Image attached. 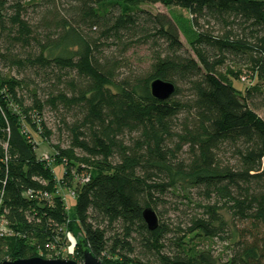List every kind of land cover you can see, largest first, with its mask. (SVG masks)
Listing matches in <instances>:
<instances>
[{
  "label": "trees",
  "instance_id": "trees-1",
  "mask_svg": "<svg viewBox=\"0 0 264 264\" xmlns=\"http://www.w3.org/2000/svg\"><path fill=\"white\" fill-rule=\"evenodd\" d=\"M141 47L143 69L127 55ZM156 78L171 97L151 96ZM260 108L264 0H0V263L60 258L72 234L77 262L83 240L104 264H215L200 242L219 240L222 264H264ZM167 203L181 214L164 222Z\"/></svg>",
  "mask_w": 264,
  "mask_h": 264
},
{
  "label": "rangeland",
  "instance_id": "rangeland-1",
  "mask_svg": "<svg viewBox=\"0 0 264 264\" xmlns=\"http://www.w3.org/2000/svg\"><path fill=\"white\" fill-rule=\"evenodd\" d=\"M142 8L147 9L148 11H150L151 13H162L165 14L167 16H176V15H182L183 17H188V13L186 11H184L183 9H180L178 7H166L160 3H155V4H143L141 5ZM180 39L183 43V45L188 48L187 46V39L186 36L183 33H180ZM147 49L146 47H141V48H136L131 50L130 52H128V57H129V61L130 63L138 68H145L147 67ZM2 71L7 72L6 69L1 68ZM255 83L254 79H250L249 77L244 78V80L242 78H240L239 80H234V85L239 88V89H244L245 87L251 85ZM256 113L263 118L264 120V108H260V109H256ZM46 121L49 127H51V129L55 130V134L51 137V141L50 143L52 145L55 144H60L61 147L66 146V138H65V134H62V137L59 134V131L54 128V126L57 125V121L55 119L54 113L47 111L46 112ZM36 142H37V154L38 156H42L45 159H49V155H51L53 153V148L50 146V143H46L44 141H42L39 138H36ZM50 165H51V169L55 175V177L58 179L62 176L63 173V167L61 165H56L54 162L50 161ZM60 192L62 193L63 199L65 200L66 203V207H67V211L70 214H73V206H74V198H73V194L70 191L67 190H60ZM174 202V201H173ZM172 202V203H173ZM168 204V205H167ZM165 205V208L159 206L157 208V211H161V213L163 214V221L164 222H168L170 219H174V217H178L179 214H181L180 212H172L170 210H168V206L169 203H167ZM165 209H167V212H165ZM186 210V209H185ZM159 221L161 222V220L159 219ZM71 234V233H70ZM72 235V234H71ZM70 235V243L68 245H66L65 247L62 248V250L60 251L59 255L61 256V258H72L73 256V249H74V241H72V236ZM80 233L76 234L77 236H80ZM205 247V248H210L211 252H212V256L215 258L216 262L215 264H222V261H224L222 258L223 256L221 255L222 251L225 249V244L219 240H213V241H202L200 242V247ZM70 256V257H69Z\"/></svg>",
  "mask_w": 264,
  "mask_h": 264
},
{
  "label": "water",
  "instance_id": "water-1",
  "mask_svg": "<svg viewBox=\"0 0 264 264\" xmlns=\"http://www.w3.org/2000/svg\"><path fill=\"white\" fill-rule=\"evenodd\" d=\"M150 94L153 98L163 101L172 96L175 90L173 83L156 78L149 84ZM142 217L150 230L157 227L158 219L156 213L149 207L142 211ZM78 248L81 251L82 261L77 262L70 258H42L40 256L29 258H13L2 261L0 264H104L100 259L95 257L83 240H79Z\"/></svg>",
  "mask_w": 264,
  "mask_h": 264
}]
</instances>
